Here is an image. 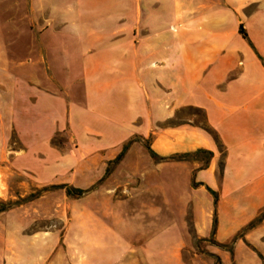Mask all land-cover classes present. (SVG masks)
I'll list each match as a JSON object with an SVG mask.
<instances>
[{"label":"crops","instance_id":"obj_1","mask_svg":"<svg viewBox=\"0 0 264 264\" xmlns=\"http://www.w3.org/2000/svg\"><path fill=\"white\" fill-rule=\"evenodd\" d=\"M57 1L0 0V28L5 17L24 22V58L40 69L23 84L17 74L26 66L12 63L0 32V90L11 97L24 136L69 130L101 161L123 153L114 175L130 196L99 216L113 219L116 242H93L84 230L82 264H97V248L118 252L111 264H214L204 263L195 238L222 264H264V220L243 231L264 209V0H79L80 20L60 12ZM66 24L82 44L78 95L50 61L47 39ZM45 59L51 78L42 77ZM17 98L21 110L28 103L47 115L18 119ZM191 108L216 136L203 121L181 116ZM177 173L179 191L170 180ZM141 195L167 203L161 209L141 200L151 217L183 220L178 236L139 237L123 221L124 207ZM0 264H59L57 236L24 233L0 217Z\"/></svg>","mask_w":264,"mask_h":264},{"label":"rangeland","instance_id":"obj_2","mask_svg":"<svg viewBox=\"0 0 264 264\" xmlns=\"http://www.w3.org/2000/svg\"><path fill=\"white\" fill-rule=\"evenodd\" d=\"M78 1L58 0L57 5L61 9L60 12L67 11L70 16L80 20L83 11ZM69 5H74L75 8L68 11ZM11 14L13 15V11ZM17 20L11 17L2 19L1 38L7 45V50L14 56L12 63L21 61L20 67L26 66L27 73H20L17 76L21 77L23 84H32V79L36 73H40V69L36 70L38 63H35V59L24 58L26 45L23 34L24 22L18 23ZM59 21L58 15L52 26L59 25ZM72 35L69 25L66 24L51 34L47 40L52 44L50 61L54 71L60 79L74 85L73 89L78 95L80 93L78 80L83 65L82 44L78 38L74 40ZM41 72L42 77L51 78L46 59L42 63ZM11 79L10 76L9 80ZM10 82L12 81H8ZM21 102L16 99L18 119L19 116L29 118L47 115L44 107L31 106L28 103L26 110H21ZM22 103L24 105L25 102ZM13 108L11 97L8 95L4 97L0 90V202L14 203L12 207L2 209L1 202L0 217L5 216L11 223L21 226L24 233L46 235L53 233L58 239L59 264H82L84 230L88 236L94 238L93 242L99 240L102 245L116 242L118 236L117 230L112 227L113 219L100 218V215L104 216L108 211H114L116 199L122 195L130 196L126 187L116 186L121 178L120 175H114L116 161L112 159L101 161L98 154H86L82 142L72 137L69 130L57 131L50 138H41L36 136L35 131L28 129L25 137L18 129L17 118L12 113ZM181 116L191 117L194 122L203 121V115L193 109L184 110ZM180 177L181 175L177 173L176 180L170 179L172 182L175 181L173 187L178 191L182 189ZM166 178L168 187L169 176L166 175ZM159 180L161 183L164 182L162 177ZM60 184L89 190L81 195H70L66 188L53 186ZM36 194L37 197L26 200ZM144 199H147L145 201H149L148 203L153 200L149 195H141L135 206L130 204L124 207L126 215L124 213L123 221L132 230H136L139 237L166 236L171 240L178 236L183 220L178 218L172 221L167 218L151 217L150 213L141 207V200ZM154 200L161 209L167 208V203L164 205L162 198L156 196ZM107 222H110L108 225L111 226L108 227ZM154 242L162 244L158 240ZM194 242L196 251L202 254L204 263L207 258H213L214 264H220L217 257L206 249L205 243L197 238ZM91 252L99 256L97 264H111L117 261L116 250L97 248ZM194 252L193 249L186 251L185 258L191 260Z\"/></svg>","mask_w":264,"mask_h":264},{"label":"trees","instance_id":"obj_3","mask_svg":"<svg viewBox=\"0 0 264 264\" xmlns=\"http://www.w3.org/2000/svg\"><path fill=\"white\" fill-rule=\"evenodd\" d=\"M241 32L243 33V35L245 36V37H248V35H247V33H246V31H245V29L243 28V27H241ZM191 109H193V110H196V111H198V112H200L202 115H203V113H202V111H200L199 109H194V108H191ZM170 122H172V124H174L175 122L174 121H170ZM201 126L203 127V128H205L207 131H209L210 133H212L214 136H216V133H215V131L210 127V126H208V124H206L204 121L202 122V124H201ZM125 150V149H124ZM154 154V153H153ZM122 155H123V153H121L116 159H115V161L117 162V161H119L120 159H121V157H122ZM190 156H193V154H181V155H177V157L178 158H187V157H190ZM53 186H58V187H64V188H66L67 189V192H68V194H70V195H81V194H83L84 192H86V191H88L89 189H82V188H74V187H72V186H69L68 184H60V185H53ZM38 196V194H36V195H31L30 197H28L26 200H31V199H33V198H35V197H37ZM2 202V204H3V206H2V209H8V208H10V207H12L13 205H14V203H12V204H7V203H5V202H3V201H1ZM1 202H0V204H1ZM262 220H264V209H262L261 211H260V213L243 229V231H245V230H247L248 228H251V227H253V226H256L257 224H259L260 222H262ZM214 230H215V227H214ZM236 238H237V236H236ZM217 257V259H218V261L220 262V264H222L221 263V260H220V258L218 257V256H216Z\"/></svg>","mask_w":264,"mask_h":264}]
</instances>
